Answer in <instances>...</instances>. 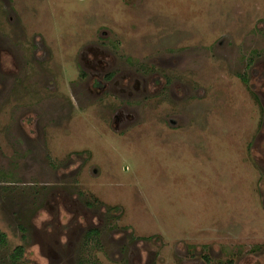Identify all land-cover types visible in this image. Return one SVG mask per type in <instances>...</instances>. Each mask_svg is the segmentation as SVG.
Returning a JSON list of instances; mask_svg holds the SVG:
<instances>
[{"label":"rangeland","instance_id":"374dc122","mask_svg":"<svg viewBox=\"0 0 264 264\" xmlns=\"http://www.w3.org/2000/svg\"><path fill=\"white\" fill-rule=\"evenodd\" d=\"M230 262L264 264V0H0V264Z\"/></svg>","mask_w":264,"mask_h":264},{"label":"flooded vegetation","instance_id":"af4514ba","mask_svg":"<svg viewBox=\"0 0 264 264\" xmlns=\"http://www.w3.org/2000/svg\"><path fill=\"white\" fill-rule=\"evenodd\" d=\"M126 112H127V111H126ZM123 113H124V112L120 111V112H118V113L115 115V117H117L118 114H123ZM123 116L125 117V119H122V120H121V122L119 123V124H120L119 127H120L121 125H124L125 122L128 121V120H127L128 116H132V115H126V114H123ZM128 119H129V118H128ZM114 122H115V121H114ZM115 123H116V122H115ZM119 127H118V128H119Z\"/></svg>","mask_w":264,"mask_h":264},{"label":"trees","instance_id":"16d2710c","mask_svg":"<svg viewBox=\"0 0 264 264\" xmlns=\"http://www.w3.org/2000/svg\"><path fill=\"white\" fill-rule=\"evenodd\" d=\"M242 79H243V81H244L246 84H248V80H247V78L243 77ZM228 264H233V263L230 262V263H228Z\"/></svg>","mask_w":264,"mask_h":264}]
</instances>
